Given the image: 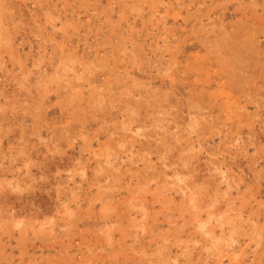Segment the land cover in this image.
Here are the masks:
<instances>
[{"label":"rangeland","instance_id":"rangeland-1","mask_svg":"<svg viewBox=\"0 0 264 264\" xmlns=\"http://www.w3.org/2000/svg\"><path fill=\"white\" fill-rule=\"evenodd\" d=\"M0 264H264V0H0Z\"/></svg>","mask_w":264,"mask_h":264},{"label":"bare ground","instance_id":"bare-ground-1","mask_svg":"<svg viewBox=\"0 0 264 264\" xmlns=\"http://www.w3.org/2000/svg\"><path fill=\"white\" fill-rule=\"evenodd\" d=\"M213 209V208H212ZM207 233V232H206Z\"/></svg>","mask_w":264,"mask_h":264}]
</instances>
